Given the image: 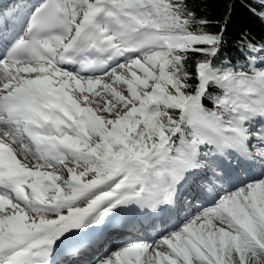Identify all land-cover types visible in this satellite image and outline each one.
Instances as JSON below:
<instances>
[{
    "label": "snow or ice",
    "instance_id": "1",
    "mask_svg": "<svg viewBox=\"0 0 264 264\" xmlns=\"http://www.w3.org/2000/svg\"><path fill=\"white\" fill-rule=\"evenodd\" d=\"M0 264H264V0H0Z\"/></svg>",
    "mask_w": 264,
    "mask_h": 264
}]
</instances>
